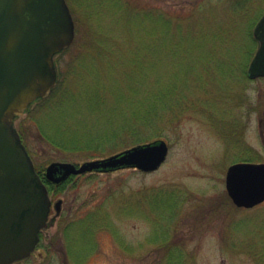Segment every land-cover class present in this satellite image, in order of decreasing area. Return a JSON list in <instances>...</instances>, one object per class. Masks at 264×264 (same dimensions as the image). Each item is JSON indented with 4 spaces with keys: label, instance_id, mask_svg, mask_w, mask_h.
<instances>
[{
    "label": "rangeland",
    "instance_id": "rangeland-1",
    "mask_svg": "<svg viewBox=\"0 0 264 264\" xmlns=\"http://www.w3.org/2000/svg\"><path fill=\"white\" fill-rule=\"evenodd\" d=\"M68 2L76 35L54 57L58 87L13 120L35 166L158 138L169 154L155 171L75 175L50 192L61 215L13 264H164L169 249L190 264H264V202L226 198L230 164L264 161V77L248 75L264 0Z\"/></svg>",
    "mask_w": 264,
    "mask_h": 264
},
{
    "label": "water",
    "instance_id": "water-1",
    "mask_svg": "<svg viewBox=\"0 0 264 264\" xmlns=\"http://www.w3.org/2000/svg\"><path fill=\"white\" fill-rule=\"evenodd\" d=\"M76 27L66 0H0V264L28 258L46 226L52 206L47 185L35 168L19 132L16 114L46 96L57 82L54 57L75 39ZM254 35L258 49L249 76H264V15ZM169 146L156 139L79 165L52 162L48 179L59 182L70 174L134 167L158 169ZM226 188L238 207L264 201V162L241 161L227 169ZM62 199L55 203L60 209Z\"/></svg>",
    "mask_w": 264,
    "mask_h": 264
},
{
    "label": "trees",
    "instance_id": "trees-1",
    "mask_svg": "<svg viewBox=\"0 0 264 264\" xmlns=\"http://www.w3.org/2000/svg\"><path fill=\"white\" fill-rule=\"evenodd\" d=\"M57 87L58 86H56L52 90L51 93H53L56 90ZM157 115H158V113H157ZM158 117H160V116H158ZM123 129L125 130V132L124 133H120L121 136H123L128 131L124 126H123ZM137 141H140V138H138ZM126 146H130V144L129 145H126ZM95 149H97V148H95ZM29 151L31 153V150H29ZM36 168H37L38 172L41 173L40 169L38 167H36ZM43 178H44L45 182L47 183V185L49 187V190L52 193V196L55 197V196H59L61 193H63L67 189L68 184L71 182V180H72L73 177H70L66 181H63V182H61L59 184H55V183H53L51 181H48L46 179V177H43ZM159 194H156L155 193L154 200H153V203H154L155 206L162 205V201H164L165 203H167L168 206H171L172 203L178 204V206L181 205L180 204V198H179V195L177 194V192H170V193L167 192V193L164 194V198L162 199V201L161 200H159V201L156 200L155 201V198H158V195ZM226 198H227V201H230V198L228 197L227 194H226ZM176 215H177V213H176ZM176 215L174 216V218L171 221H173L175 219ZM157 220H159V219H157ZM168 232L166 233L167 236L166 235H163L164 236L163 237L161 235V237H160L161 240H165L164 247H166V248L169 247L170 244H171V242H168ZM169 238H171V237H169ZM172 243L174 244L175 242H172ZM184 256H185L184 255V250L182 251L180 249L179 250L178 249L177 250L169 249L168 250V256L165 258V263L164 264H183V263L184 264H190L188 262V256L189 255H186L185 256L187 260L184 259Z\"/></svg>",
    "mask_w": 264,
    "mask_h": 264
},
{
    "label": "flooded vegetation",
    "instance_id": "flooded-vegetation-1",
    "mask_svg": "<svg viewBox=\"0 0 264 264\" xmlns=\"http://www.w3.org/2000/svg\"><path fill=\"white\" fill-rule=\"evenodd\" d=\"M262 140L264 141V129H262ZM260 162H264V161H260ZM53 208H55V216H54V220L55 219H57V217L58 216H60L61 215V213H62V208H61V206H60V209H57V207L56 206H51V210H50V213H49V220H48V223H49V221H50V217H51V214H52V210H53ZM48 223H47V225H46V227L48 226ZM46 227H45V229H46ZM45 229H43L42 231H41V233H40V241H39V243L37 244V246H36V249H35V251H37L41 246H42V244L44 243V239H45V236H44V230ZM34 251V252H35ZM33 252V253H34Z\"/></svg>",
    "mask_w": 264,
    "mask_h": 264
}]
</instances>
